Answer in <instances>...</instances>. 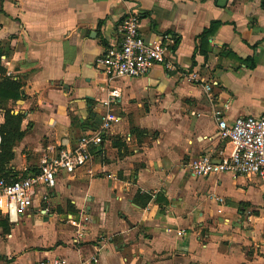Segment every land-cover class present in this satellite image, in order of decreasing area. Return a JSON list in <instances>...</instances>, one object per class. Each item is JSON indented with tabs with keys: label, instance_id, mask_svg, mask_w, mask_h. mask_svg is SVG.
Here are the masks:
<instances>
[{
	"label": "crops",
	"instance_id": "crops-1",
	"mask_svg": "<svg viewBox=\"0 0 264 264\" xmlns=\"http://www.w3.org/2000/svg\"><path fill=\"white\" fill-rule=\"evenodd\" d=\"M129 13L146 41L167 36L166 65L111 83L94 59ZM0 65V82L20 84L4 177L37 172L113 118L90 163L35 190L22 217L0 216V264H264L259 179L187 168L230 152L214 111L264 117V0H0Z\"/></svg>",
	"mask_w": 264,
	"mask_h": 264
},
{
	"label": "built area",
	"instance_id": "built-area-1",
	"mask_svg": "<svg viewBox=\"0 0 264 264\" xmlns=\"http://www.w3.org/2000/svg\"><path fill=\"white\" fill-rule=\"evenodd\" d=\"M140 15L127 14L119 29L118 41L108 47L104 53L94 59V65L104 73L109 82L121 79H138L147 75L156 65H166L165 41L162 35L154 41H146L139 32ZM199 80L196 74L190 76ZM210 91V86H204ZM119 96L116 89L108 92V103ZM0 109V120L2 118ZM216 132L221 141L230 145V152L218 163L209 157L191 160L187 168L196 178H207L211 175L228 174L233 177H256L264 186V117H238L232 123L225 121L221 111L213 112ZM113 118L106 115L100 131L86 134L78 139L73 147H63L50 158H43L37 172L18 178H7L2 175L0 167V216L11 222L25 215L32 207L33 192L39 187L54 188L59 173L71 175L78 168L91 162V146L102 142L101 133H106ZM220 202V200H217ZM88 218L83 217L85 224ZM81 230L77 232L80 234ZM178 235H181L180 233ZM31 264H68L65 260L54 257L34 261Z\"/></svg>",
	"mask_w": 264,
	"mask_h": 264
},
{
	"label": "trees",
	"instance_id": "trees-1",
	"mask_svg": "<svg viewBox=\"0 0 264 264\" xmlns=\"http://www.w3.org/2000/svg\"><path fill=\"white\" fill-rule=\"evenodd\" d=\"M218 23V22H217ZM217 23H213L211 30H214ZM251 65H249L250 67ZM0 75H4V70L0 65ZM20 84L16 81H12L8 78H4L0 82V108L4 114V124L0 127V164L7 157L8 150L14 140H19L21 138V133H19V123L21 120L20 115H13L10 110L6 109V103L9 100H16L19 97Z\"/></svg>",
	"mask_w": 264,
	"mask_h": 264
}]
</instances>
